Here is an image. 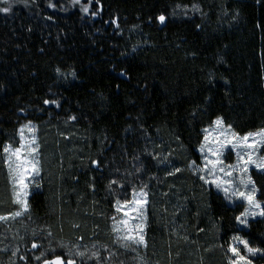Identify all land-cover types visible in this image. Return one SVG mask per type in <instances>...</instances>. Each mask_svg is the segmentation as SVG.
<instances>
[{
    "label": "trees",
    "instance_id": "trees-1",
    "mask_svg": "<svg viewBox=\"0 0 264 264\" xmlns=\"http://www.w3.org/2000/svg\"><path fill=\"white\" fill-rule=\"evenodd\" d=\"M11 1L0 12V151L31 121L41 168L19 230L112 245L116 198L147 185L146 263L228 264L237 234L264 248V218L240 228L244 206L188 168L218 116L240 135L264 128V0ZM252 176L264 202V174ZM113 179L124 187L110 191ZM16 210L0 159V215Z\"/></svg>",
    "mask_w": 264,
    "mask_h": 264
},
{
    "label": "snow or ice",
    "instance_id": "snow-or-ice-1",
    "mask_svg": "<svg viewBox=\"0 0 264 264\" xmlns=\"http://www.w3.org/2000/svg\"><path fill=\"white\" fill-rule=\"evenodd\" d=\"M7 2L8 0H4V3L7 4ZM91 2L92 0H88L89 4ZM99 2L100 0H96L97 4ZM73 3L80 4L81 0H73ZM49 7H55V5L50 3ZM177 7L179 8L180 6L177 5ZM193 10L200 11L196 5H193ZM9 11V7L0 8V12L3 13H8ZM82 11L87 13L89 11L88 6H82ZM92 14L96 15L97 13L93 12ZM157 19L160 23H164L166 17L161 14ZM112 23L119 27L117 20H112ZM56 71L62 75L60 69H56ZM72 75L74 76L75 73H72ZM43 103L45 105H55L57 108L60 107L59 101L56 99H45ZM76 119L75 115L68 116V121H75ZM26 129L32 134L30 138L25 136ZM201 131L204 134L203 141L197 149L200 153L201 163L198 164L196 160H191L188 163V168L192 170L193 174L205 173V175H199V179L204 181L205 184L214 185L218 191L223 193L224 199L229 204L233 206L237 202L244 204L243 211L235 217V220L243 227H250V218L253 220L257 217L264 218V202L257 199V193L260 190L251 174L253 170L264 174V154H261L264 151V128L241 136L233 129L231 124H225L223 117L218 116L212 121V132L215 135H212L209 128H204ZM35 132V125L29 121L28 124L21 126L18 130L20 137L19 146L5 143L2 151H0V159L3 160V164L7 169L9 183L12 188V203L17 206L16 211L0 215V222L15 220L28 213L30 211L28 201V197L31 194L30 185L35 188L40 187V184L36 181V177L40 176L41 168L40 160L37 158L39 144L37 143ZM227 152L235 154V163L225 162V154ZM170 156H172L171 152L164 157L155 154L153 159L160 163H165L170 162ZM134 159H139V157H134ZM92 164L99 166V162L96 160H93ZM141 170V167L136 168V172ZM181 171V168H174L168 175H175ZM218 173L222 175H218ZM234 173H237L238 176H234ZM207 176H211L212 179H207ZM112 185H119L120 188L124 187L123 184H119L118 180L113 179L108 185V189L113 192ZM146 188L147 185H144L139 191L133 190L131 199L122 200L118 197L115 200L114 208L117 213H123V218L112 217L114 221L113 232L117 233L116 240L120 242L119 246L125 250L136 251L141 246L147 247L145 229L147 227L149 193L145 191ZM132 221L137 222L132 223ZM75 227H79V225ZM200 231H203V229ZM120 233L124 234L120 235ZM33 235H36L35 231H33ZM47 235L51 236L52 233L48 232ZM78 239L82 240L83 237ZM31 247L32 249H40L43 246L33 242ZM58 247L65 248L66 246L60 244ZM73 247L77 250L73 251L72 248H69L67 252L57 254V249L49 246L47 250L41 251L34 258L37 261H42V264H77L75 257H79L81 260L87 257L89 260L95 259L97 264H99L100 257L97 251H92L89 255L88 251L79 250V244ZM18 251L19 249L14 251L13 255L15 256ZM227 252L231 254L228 258V264H254L253 258L257 257V255L264 257V248L252 247L248 239L238 234L231 237ZM49 253L51 254L50 256L48 255ZM110 255H115V253H110ZM20 258L22 260L25 259L23 256ZM121 264H123L122 261Z\"/></svg>",
    "mask_w": 264,
    "mask_h": 264
},
{
    "label": "rangeland",
    "instance_id": "rangeland-1",
    "mask_svg": "<svg viewBox=\"0 0 264 264\" xmlns=\"http://www.w3.org/2000/svg\"><path fill=\"white\" fill-rule=\"evenodd\" d=\"M81 3H82V0H81ZM6 5H7V7H12L15 4H13V2L11 0H8V2H7ZM88 8H89V6H88ZM88 12H87V14H88ZM26 124H28V122L27 123H24L23 125H26ZM32 124L35 125L34 123H32ZM23 125H21V126H23ZM21 126L19 127V129L21 128ZM35 127H36V125H35ZM208 128H209L210 132H212V125L209 126ZM18 130L16 132L17 140H18V145L17 146H19V141H20V137L18 135ZM31 135L32 134L29 133L27 131V129H26L25 130V136L28 137V138H30ZM212 135H215V133L212 132ZM35 136H36V139H37V143L39 144L38 137H37V132H35ZM225 155H226V160H225L226 163H235L236 162V156H235V154L233 152H227ZM37 158L39 159V154H38ZM253 171H255V170H253ZM199 175H205V173H200ZM218 175H222V174H219L218 173ZM234 176H238V174L237 173H234ZM39 178H40V176L36 177V181L37 182H38V179ZM207 179L211 180L212 177L211 176H207ZM207 185H209L210 187L214 188L215 191L223 194L222 192L218 191L215 188L214 185H212V184H207ZM35 189H37V188H35V187H33V186L30 185V193L31 194H32V192ZM241 190H243V189H241ZM31 194L29 195V197L31 196ZM29 197H28V200H29ZM237 204H241V203L237 202ZM230 205H232V204H230ZM242 205L245 207L244 204H242ZM26 214L27 213H25L22 217H18L15 220H12V221H16L17 228L16 229H12L10 231V233H8V234H4V238L2 239V237H1L0 240L11 239V240H14V241H18L19 244H21L19 246L25 245L24 244L25 243L24 241L29 240L30 237L33 234L31 235V232L28 231V230H27V233L24 230H19L20 229V225H18V222L21 221L22 218H24V216ZM114 214H117L116 216H114V217H117V219L123 218V213L122 212L121 213H117L116 210H115ZM258 218H260V217H257L256 219H258ZM252 220L253 219L250 218V221H252ZM136 222L137 221H132V223H136ZM113 224H114V222L112 223V230H113ZM0 227H2V226H0ZM239 227L242 228V229H246L247 228V227H243L241 225H239ZM4 230H7V229L4 228ZM123 234L124 233H120V235H123ZM116 236H117V233H114V243L112 245H107V244L106 245H101V246L100 245L99 246L98 245H95V247L92 246L90 248L89 247H85V248L84 247L83 248L81 247L80 248V251H88L89 254H91L92 251H97L99 253V255H101V254H102V256L108 255V256H110L112 258H116L119 261V264H121V261L123 262V264H148V263H146L144 261V256L142 254V250H143L144 247L141 246V247L137 248L136 251L125 250V249H123V248H121L119 246L120 242H118L116 240ZM1 250H2L3 253H9L11 251L10 247H1ZM75 250H77V249H75ZM110 253H115V255H110Z\"/></svg>",
    "mask_w": 264,
    "mask_h": 264
},
{
    "label": "flooded vegetation",
    "instance_id": "flooded-vegetation-1",
    "mask_svg": "<svg viewBox=\"0 0 264 264\" xmlns=\"http://www.w3.org/2000/svg\"><path fill=\"white\" fill-rule=\"evenodd\" d=\"M0 238L2 237V239L4 238V234H8L10 233V231L12 229H16V221H12L9 220L7 222H0ZM7 229V230H4ZM25 245L23 246H19L21 244H19L18 241H14L11 239H7V240H0V264H42V261H37L35 260V256L39 255L41 251H45L49 248V246L51 247H55L57 249V254H60L61 252H67L69 248H72L73 251H76L73 246L76 244H72V243H67V242H63L61 241L59 244H54V243H50L43 240V238H37L34 235H32L30 237L29 240L24 241ZM33 242H36L38 244H41L43 247L40 249H32L31 245ZM63 244L66 247L65 248H60L58 247V245ZM80 245V248L82 247H95V245H106L104 243H98L96 242L95 244H88V245ZM1 247H10L11 251L9 253H3L1 250ZM79 248V250H80ZM98 248V247H97ZM17 249H19V251L17 252V254L14 256L13 252L16 251ZM49 256L51 255L50 253L48 254ZM90 255V254H89ZM23 256L25 257V259H21L20 257ZM100 260H99V264H119V261L116 258H112L108 255L102 256L99 255ZM77 264H97V261L95 259L93 260H89L87 259V257H85L83 260H81V258L79 257H75Z\"/></svg>",
    "mask_w": 264,
    "mask_h": 264
},
{
    "label": "water",
    "instance_id": "water-1",
    "mask_svg": "<svg viewBox=\"0 0 264 264\" xmlns=\"http://www.w3.org/2000/svg\"><path fill=\"white\" fill-rule=\"evenodd\" d=\"M160 23V22H159ZM161 24V26H165V24H166V20H165V22L164 23H160Z\"/></svg>",
    "mask_w": 264,
    "mask_h": 264
}]
</instances>
